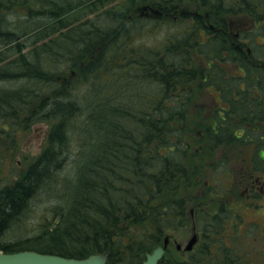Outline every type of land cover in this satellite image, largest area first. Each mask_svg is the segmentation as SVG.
<instances>
[{
    "label": "trees",
    "instance_id": "trees-1",
    "mask_svg": "<svg viewBox=\"0 0 264 264\" xmlns=\"http://www.w3.org/2000/svg\"><path fill=\"white\" fill-rule=\"evenodd\" d=\"M238 13L264 34V0H0V250L141 264L172 228L191 224L192 203L202 238L185 258L167 248L158 264H264L236 241L239 212L206 210L218 189L191 191L202 159L188 162L184 140L186 124L200 129L195 90L228 102L201 128L212 149L253 143L264 122L251 100L255 87L264 94V66L225 16ZM40 122L46 145L16 177L4 157ZM40 191L57 201L32 235L5 241Z\"/></svg>",
    "mask_w": 264,
    "mask_h": 264
},
{
    "label": "rangeland",
    "instance_id": "rangeland-1",
    "mask_svg": "<svg viewBox=\"0 0 264 264\" xmlns=\"http://www.w3.org/2000/svg\"><path fill=\"white\" fill-rule=\"evenodd\" d=\"M188 6L194 8L192 4H188ZM225 16L228 22L229 32L233 39L252 41L257 47L264 46V34L258 33L259 27L254 17L248 13L227 14ZM254 33L258 35L253 36ZM246 34H248V37H246ZM248 53L250 54V52ZM251 60L252 63L256 64L253 57ZM260 61V64L264 66L263 57ZM234 68L235 66H230L228 70L232 72ZM257 90L259 88L255 87L254 93L251 94V100L259 99L257 102L261 107L260 113H264V94L259 93L260 91ZM192 96L196 101V106L201 110L194 115V123L192 126L194 127L195 124V127L200 129L192 132L186 124L184 140L192 143L189 153L190 158L186 159L188 162L196 158L202 159L200 160L202 164H200L197 174L195 176L192 175L194 187L191 188V191L208 194L207 185H214V190L218 189V192L209 193L214 194V196L208 194L207 199L213 198L206 210L208 209L214 212L219 207L220 213L226 212L229 215L232 214L233 217L236 212H239L242 216L240 225L238 226V231L241 235L236 238V241L245 247H251L254 250L253 255H264V190L256 193L255 197L249 200V202L253 203L251 205L247 204L249 198L246 197L247 193L245 192L251 182L256 179L260 180L257 185H264V158L262 156L264 149V122L259 120L258 124L260 127L257 130L254 129L251 131L249 138L253 139V143L248 145H241L239 142L234 144H221L217 148L212 149L211 145L203 140L201 128L205 125L203 123L208 124L214 118L216 109L219 114L228 113V102L223 101L215 89L195 90ZM48 128L49 125L44 122L33 125L16 152H14V149L4 157L7 166H10L13 162L16 163L18 169L16 177L21 175L26 166L45 147ZM73 157L71 155L69 164L74 163ZM65 171H67V168H65ZM206 181H209V183L206 184ZM262 187L264 188V186ZM40 192L32 204V210L28 213L27 217H24L22 221L23 225H17L8 231L4 238L5 241L32 235L37 225V220L42 214L47 213L48 208L57 201L55 197H50L46 193ZM189 194L184 193V195ZM223 205L224 208L221 209ZM189 206L193 207L194 205L191 203ZM225 206L227 207L225 208ZM230 225L231 231L229 233H232L231 222ZM193 227L195 226H193L192 220L188 226H178L170 230L171 241L168 246L170 256L174 258H185L187 252L184 247L195 231ZM244 233H247V235L243 236L242 234ZM220 239L232 244L234 237L226 234ZM177 244L182 245L181 249L177 248Z\"/></svg>",
    "mask_w": 264,
    "mask_h": 264
},
{
    "label": "water",
    "instance_id": "water-1",
    "mask_svg": "<svg viewBox=\"0 0 264 264\" xmlns=\"http://www.w3.org/2000/svg\"><path fill=\"white\" fill-rule=\"evenodd\" d=\"M264 156V151H263ZM197 241V235H193L185 246L186 250L192 249ZM169 237H166L163 245H158L151 252L146 253L142 264H158L163 257ZM181 245L178 244V248ZM108 254L106 252L90 254L87 257L75 258L59 254L42 253L34 250H21L5 252L0 250V264H106Z\"/></svg>",
    "mask_w": 264,
    "mask_h": 264
},
{
    "label": "flooded vegetation",
    "instance_id": "flooded-vegetation-1",
    "mask_svg": "<svg viewBox=\"0 0 264 264\" xmlns=\"http://www.w3.org/2000/svg\"><path fill=\"white\" fill-rule=\"evenodd\" d=\"M260 182V180L256 179L254 181L251 182V184L246 188L245 192L247 193L246 194V197L249 198L247 201H248V205H251L253 203L249 202V200L252 198V197H255V194L256 193H260L264 190V188L260 185H257L258 183ZM243 194V193H242ZM196 210H197V207H190L189 208V217L191 219V221L193 220V227L195 229L194 233L193 234H197V242L202 238V232L200 231V229L198 228V224H197V221H196ZM215 213L217 215V218L219 219V207H217L215 209Z\"/></svg>",
    "mask_w": 264,
    "mask_h": 264
},
{
    "label": "bare ground",
    "instance_id": "bare-ground-1",
    "mask_svg": "<svg viewBox=\"0 0 264 264\" xmlns=\"http://www.w3.org/2000/svg\"><path fill=\"white\" fill-rule=\"evenodd\" d=\"M262 34V33H260ZM257 33H254L253 36H257ZM263 35V34H262ZM243 44L248 48L249 52L252 54L254 60L258 63L264 57V46L262 47H257L253 44L252 41H246V40H241Z\"/></svg>",
    "mask_w": 264,
    "mask_h": 264
}]
</instances>
